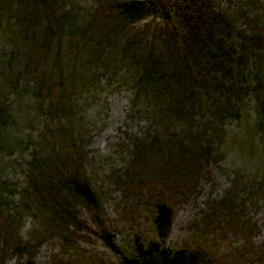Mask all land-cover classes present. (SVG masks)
Instances as JSON below:
<instances>
[{"label": "trees", "instance_id": "16d2710c", "mask_svg": "<svg viewBox=\"0 0 264 264\" xmlns=\"http://www.w3.org/2000/svg\"><path fill=\"white\" fill-rule=\"evenodd\" d=\"M109 75H123L132 99L123 126L129 161L108 177L126 207L148 212L153 226L152 236L140 230L127 248L107 223L79 108ZM27 97L35 115L24 120L46 124L37 140L16 133L23 115L13 99ZM243 121L241 147L260 150L264 168V0H97L90 8L78 0H0V264L11 256L36 264L46 243L76 251L88 237L120 262L94 253L53 262L264 264L248 211L264 196V173L231 175L191 238L169 246L176 205L221 159L228 125ZM23 148L32 149L24 186L9 179L2 159ZM26 217L34 222L28 237ZM233 235L243 244L233 247Z\"/></svg>", "mask_w": 264, "mask_h": 264}, {"label": "rangeland", "instance_id": "374dc122", "mask_svg": "<svg viewBox=\"0 0 264 264\" xmlns=\"http://www.w3.org/2000/svg\"><path fill=\"white\" fill-rule=\"evenodd\" d=\"M78 1L88 8L97 3V0ZM236 1L245 2L247 0ZM123 80V75L114 78L110 75L104 77L102 84L105 89L99 93L84 96L79 108L83 120L81 124L82 135L86 139V149L91 153L90 157L93 159L90 172L94 177L96 188L102 193L107 223L115 231L122 247L127 248L140 230L152 236L153 226L148 212L135 213L133 209L130 210L126 207L123 191L111 182L115 180L108 177L111 169L120 171L129 161V155H126L124 146L128 142L127 137L123 134V128L126 129L123 126L131 108L132 93L123 84ZM13 100V103H17V116L20 107L23 115V119L18 125L19 132L16 131V133L24 139L37 140L46 124L34 125L24 120L28 114L35 115L33 110L35 101L33 103L30 97L20 101L17 98ZM245 103L247 104L246 114L254 116L252 118L255 119L253 101L246 100ZM245 127L246 121H243L241 125L237 122L228 125L221 159L218 162H213L202 174L203 177L198 182L196 193L189 200L181 201L176 205L175 223L169 240L170 247H179L191 238L195 232V227H198L197 223L203 221V213L208 211L211 202H217L224 197L231 184V175L233 176L239 170L247 173L248 176L264 173V168L261 167L262 152L257 150L252 154L249 150L241 147V129ZM134 132L135 130H131L127 134L132 135ZM31 151V148H23V150L15 151L11 155L2 156L3 162L5 161L6 164L4 170L6 175L18 185H25L24 165L29 160ZM82 211L87 214L84 209ZM248 211L252 224L258 230L253 238V244H255L257 251L259 249L261 251L262 247L264 248V196L259 198L254 209ZM33 227V220L26 217L22 227L23 236L28 237L27 235ZM234 236L230 237L232 238V246L242 245L241 238ZM64 250L67 249L64 248L62 241L48 242L38 253L36 264H55L53 260L68 254L75 257H86L90 256L89 253H94L96 254L94 258H101L109 263L120 262L119 257L106 249L102 242L94 237L81 240L76 251L67 250L64 252ZM18 261L19 258L16 256H11L8 259L9 264H16Z\"/></svg>", "mask_w": 264, "mask_h": 264}]
</instances>
